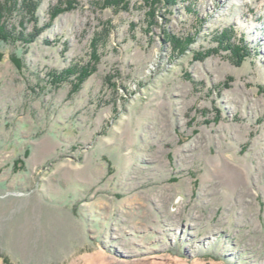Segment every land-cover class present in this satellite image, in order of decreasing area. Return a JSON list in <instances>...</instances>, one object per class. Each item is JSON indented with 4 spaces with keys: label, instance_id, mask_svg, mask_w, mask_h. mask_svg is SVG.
Masks as SVG:
<instances>
[{
    "label": "rangeland",
    "instance_id": "374dc122",
    "mask_svg": "<svg viewBox=\"0 0 264 264\" xmlns=\"http://www.w3.org/2000/svg\"><path fill=\"white\" fill-rule=\"evenodd\" d=\"M26 1L0 39V264H264V0Z\"/></svg>",
    "mask_w": 264,
    "mask_h": 264
},
{
    "label": "trees",
    "instance_id": "16d2710c",
    "mask_svg": "<svg viewBox=\"0 0 264 264\" xmlns=\"http://www.w3.org/2000/svg\"><path fill=\"white\" fill-rule=\"evenodd\" d=\"M12 0H7V5H5V7H1L0 8V39L2 40H7V37H11L10 33L7 32V30L5 29V27L2 25V20L3 18L5 17L6 13H8L11 9H14L15 5L16 4H12L11 5V2ZM101 1V3L103 4V6H105L106 8H120V9H125L127 8V1L128 0H99ZM145 1V4L150 7L151 9H153L155 7L156 4L160 3L162 0H144ZM168 2H174V0H167ZM9 2V3H8ZM26 2H29L27 3V6H24L26 8V12L27 14L31 17V20H36L35 18V3L32 1V0H28ZM23 4H25V0H23L22 2ZM26 5V4H25ZM67 6L65 7V9H68L70 8L71 9V1L69 0L66 4ZM15 10V9H14ZM13 11V10H12ZM60 12H56L54 13L53 15H58ZM232 33L231 30H223V32H221L219 34V36H216L218 39V47L219 48H224V50L228 53L227 54V58H229L234 64L236 65H241L243 61L246 60L247 57L250 56V52L249 50L247 49L246 45L244 44V40L241 39V41H239L238 43H232L231 40L229 39L230 38V34ZM20 35V34H18ZM168 36V35H167ZM221 39H220V38ZM232 37V36H231ZM179 39L177 38H172L171 37V42H173V49H179L180 50H183V46H181L182 44H184L185 42H188L190 41V38H186L183 41L180 42V46L177 45ZM212 51H216L217 52V49H212ZM199 57H202V54L199 55ZM73 68H71V70L67 69L64 74H62V76H57L56 78V82L59 81V79H63V81L65 79L68 78V76L70 74H72L74 71L72 70ZM71 72V73H70ZM85 75L83 76H79V79H75L77 83H82L83 79H84ZM75 86H77V84H75Z\"/></svg>",
    "mask_w": 264,
    "mask_h": 264
}]
</instances>
